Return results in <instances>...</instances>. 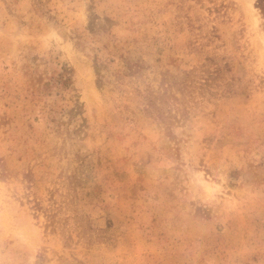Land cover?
I'll return each mask as SVG.
<instances>
[{
  "label": "rangeland",
  "instance_id": "1",
  "mask_svg": "<svg viewBox=\"0 0 264 264\" xmlns=\"http://www.w3.org/2000/svg\"><path fill=\"white\" fill-rule=\"evenodd\" d=\"M0 264H264L257 0H0Z\"/></svg>",
  "mask_w": 264,
  "mask_h": 264
},
{
  "label": "trees",
  "instance_id": "2",
  "mask_svg": "<svg viewBox=\"0 0 264 264\" xmlns=\"http://www.w3.org/2000/svg\"><path fill=\"white\" fill-rule=\"evenodd\" d=\"M257 5L264 11V0H257Z\"/></svg>",
  "mask_w": 264,
  "mask_h": 264
}]
</instances>
